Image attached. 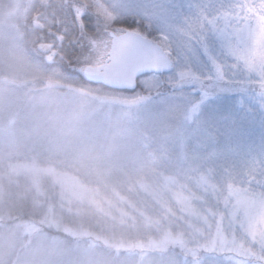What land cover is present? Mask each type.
I'll list each match as a JSON object with an SVG mask.
<instances>
[{"label":"rangeland","instance_id":"374dc122","mask_svg":"<svg viewBox=\"0 0 264 264\" xmlns=\"http://www.w3.org/2000/svg\"><path fill=\"white\" fill-rule=\"evenodd\" d=\"M114 3L0 0V264H165V234L191 230L176 201L183 163L163 105L130 104L132 93L74 75L86 42L77 59L42 50L47 7L77 20L95 5L84 23L99 37L96 12ZM242 136L259 145L264 127L248 120Z\"/></svg>","mask_w":264,"mask_h":264},{"label":"snow or ice","instance_id":"6c2138e0","mask_svg":"<svg viewBox=\"0 0 264 264\" xmlns=\"http://www.w3.org/2000/svg\"><path fill=\"white\" fill-rule=\"evenodd\" d=\"M84 7L70 44L88 51L74 75L132 93L130 104L163 105L183 163L172 183L191 230L165 234V264H264V139L242 136L248 120L264 127V0H115L96 12L99 37L84 23L96 6ZM60 48L42 50L54 60Z\"/></svg>","mask_w":264,"mask_h":264},{"label":"trees","instance_id":"16d2710c","mask_svg":"<svg viewBox=\"0 0 264 264\" xmlns=\"http://www.w3.org/2000/svg\"><path fill=\"white\" fill-rule=\"evenodd\" d=\"M59 6V5H57ZM63 7L60 5V8ZM59 8V9H60ZM56 8H51V6L47 7L46 10H43L44 13V25L45 30L42 29L41 33L45 36V39H47V42L55 41L58 48H60L59 41L57 40V36L61 33H65V29H67L66 40L63 44V47L60 48V54H63L67 59H74L75 54H77L74 50V53L70 50L69 46L71 39L74 38V36L78 33H76L78 26L76 24V20L72 18V15L69 13L59 15L60 17H57V12L55 13ZM42 13V11H41ZM76 26V28H75ZM76 30V31H75ZM52 33V34H51ZM40 41V40H39ZM42 41V40H41ZM45 41V40H44ZM78 56L76 57V59Z\"/></svg>","mask_w":264,"mask_h":264}]
</instances>
